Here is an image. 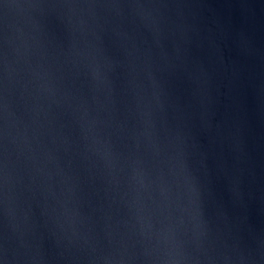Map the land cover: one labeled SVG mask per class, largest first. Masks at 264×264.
Masks as SVG:
<instances>
[{
    "label": "water",
    "instance_id": "1",
    "mask_svg": "<svg viewBox=\"0 0 264 264\" xmlns=\"http://www.w3.org/2000/svg\"><path fill=\"white\" fill-rule=\"evenodd\" d=\"M0 264H264V0H0Z\"/></svg>",
    "mask_w": 264,
    "mask_h": 264
}]
</instances>
